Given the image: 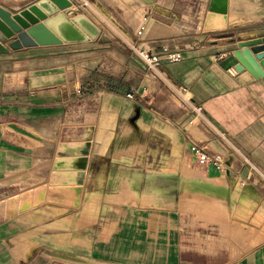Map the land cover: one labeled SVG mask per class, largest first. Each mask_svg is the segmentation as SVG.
I'll return each instance as SVG.
<instances>
[{"label": "crops", "instance_id": "0c3cea01", "mask_svg": "<svg viewBox=\"0 0 264 264\" xmlns=\"http://www.w3.org/2000/svg\"><path fill=\"white\" fill-rule=\"evenodd\" d=\"M70 1L96 40L14 51L9 39L0 54V264H264V77L235 56L264 36V0H228L225 16L210 0ZM134 47L183 59L150 72ZM196 143L227 170L200 166ZM65 144L87 148L82 187L52 193L80 179L57 172Z\"/></svg>", "mask_w": 264, "mask_h": 264}, {"label": "water", "instance_id": "95a60500", "mask_svg": "<svg viewBox=\"0 0 264 264\" xmlns=\"http://www.w3.org/2000/svg\"><path fill=\"white\" fill-rule=\"evenodd\" d=\"M72 6L70 0H41L15 15L0 8V54L9 53V49L3 44L9 39H12V42L8 47L14 51L24 47L96 40L100 35V29L85 16H75L70 10ZM97 8L109 16L105 10ZM60 10L65 12L62 13ZM209 12L227 15L228 0H210ZM111 19L116 23L113 18ZM40 21L44 22L40 23ZM116 25L119 30L126 32L118 23ZM237 47L239 50L247 49L245 53H235L241 65L238 69L245 67L256 77H264V36L239 41ZM79 184L82 185V182Z\"/></svg>", "mask_w": 264, "mask_h": 264}, {"label": "built area", "instance_id": "2783aa9c", "mask_svg": "<svg viewBox=\"0 0 264 264\" xmlns=\"http://www.w3.org/2000/svg\"><path fill=\"white\" fill-rule=\"evenodd\" d=\"M141 35V33H139ZM135 55L141 60L150 72H155L159 69L163 61L170 63H178L183 59V53L181 51H171L170 48H164V56L152 54L151 52L141 50L138 47H134ZM182 91V92H181ZM180 92L182 93L183 102L190 104L191 99L186 97L187 90L184 88ZM129 98H133V94L128 95ZM196 112H201L200 108H194ZM194 156L196 162L200 166H212L221 173L227 170V159L221 154L214 153L210 150L209 146L205 143H196L194 145Z\"/></svg>", "mask_w": 264, "mask_h": 264}, {"label": "rangeland", "instance_id": "374dc122", "mask_svg": "<svg viewBox=\"0 0 264 264\" xmlns=\"http://www.w3.org/2000/svg\"><path fill=\"white\" fill-rule=\"evenodd\" d=\"M109 15H110V18L112 17L114 20H116L110 13H109ZM104 17V16H103ZM106 21H107V19H106ZM116 23H118L119 24V26H121L120 25V22H118L117 20H116ZM104 24V26L108 29L109 28V30L111 31V30H115V32H120L119 31V28L117 27V26H115V25H113L109 20L106 22V23H103ZM209 26H211V25H209ZM214 27H217V26H214ZM111 33H113V32H111ZM122 34V33H121ZM66 146H71V147H73V148H76V147H78V146H81V147H84V145L83 144H65L62 148H61V150H62V152L64 153L63 155H61V156H59L58 157V161L60 160L61 161V159H66V158H62L63 156H65V155H67V154H69V155H73V156H76V155H79V156H82V155H84V156H86L87 157V148H85V151L84 152H79V151H74V152H69V153H67L66 151H65V147ZM65 161H69V160H65ZM63 162V161H62ZM56 167H57V172L58 173H60V172H65V171H67V169H68V167L67 166H65V165H56ZM67 168V169H66ZM69 171L71 170V169H68ZM76 172L75 173H79V175H80V173L81 172H79V171H77V170H75ZM83 172V171H82ZM134 178H135V176L134 177H131V178H128V180H127V186H128V188H129V186H131L132 185V181L134 180ZM70 182L71 181H69V179H67V176H64L63 178H62V181H61V183L60 184H58V185H55L54 186V188L55 189H57L58 191H52V193H58V192H60V193H63V192H61V191H59V190H68L69 188H70V190L72 189V188H74L75 189V191H77V190H79V189H81V187H82V185L80 186L79 185V183H77L76 181L72 184L71 183V185L72 186H68V185H70ZM131 189V188H130ZM65 192H67V191H65ZM34 193V192H33ZM43 193H45V191H40V193L39 194H43ZM46 198H47V196H46V193H45V195H44ZM125 198H127L126 200H123L122 198L120 199V197H114V198H111L113 201H122V202H127V201H129L130 200V197H125ZM116 199V200H115ZM46 200V199H45Z\"/></svg>", "mask_w": 264, "mask_h": 264}, {"label": "bare ground", "instance_id": "6f19581e", "mask_svg": "<svg viewBox=\"0 0 264 264\" xmlns=\"http://www.w3.org/2000/svg\"><path fill=\"white\" fill-rule=\"evenodd\" d=\"M97 6V5H96ZM98 10L100 11V13L104 16V18L107 19V21L109 20L113 25L117 26L116 23L113 22V20L107 16L103 11L101 12V10L98 8ZM208 15V14H207ZM219 16V15H218ZM213 17V16H212ZM216 17V16H215ZM218 19V17H216ZM221 19V18H220ZM219 19V20H220ZM223 21V20H222ZM230 21V20H229ZM118 27V26H117ZM18 73V72H17ZM27 74V73H26ZM19 76V75H18ZM20 77V76H19ZM22 77V76H21ZM16 80V79H14ZM21 83H24L23 81ZM86 148V147H85ZM85 148L84 147H81V146H78L76 148H73L71 146H66L65 147V151L67 153L69 152H74V151H79V152H84L85 151ZM87 150V149H86ZM87 152V151H86ZM62 158H66V159H61V161L59 160V165H65L68 167V169H71V170H77L80 173V179L76 180L77 183H80L82 182V179H83V173L82 171L83 168L86 166V156L82 155V156H79V155H76V156H73V155H65L63 156ZM65 160H69V161H65ZM63 161V162H62ZM83 183V182H82ZM81 186V184H79ZM45 193H43L42 195L39 194V201H44L46 199V197L44 196ZM21 196V195H20ZM33 196V195H32ZM24 197V196H23ZM19 198V197H18ZM31 198V197H30ZM121 199V198H120ZM123 200H126L127 198H122ZM24 200V199H23ZM116 200V199H115ZM128 202V201H127ZM15 203V202H14ZM13 204V203H12ZM18 204V203H17ZM14 206V205H13ZM15 207V206H14ZM31 208L32 207V200L30 201V199H25L24 202H23V205L21 206V208L25 209V208ZM20 208V209H21ZM16 209V207H15ZM28 210V209H27ZM18 211V210H17Z\"/></svg>", "mask_w": 264, "mask_h": 264}]
</instances>
